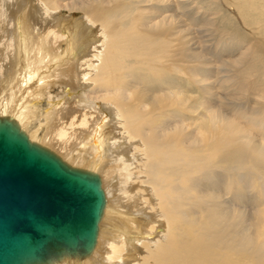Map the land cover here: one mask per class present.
<instances>
[{
  "label": "bare ground",
  "instance_id": "6f19581e",
  "mask_svg": "<svg viewBox=\"0 0 264 264\" xmlns=\"http://www.w3.org/2000/svg\"><path fill=\"white\" fill-rule=\"evenodd\" d=\"M0 1V114L102 179L97 245L63 264H264L262 47L225 69L261 105L228 115L190 0ZM225 2L263 31L264 0Z\"/></svg>",
  "mask_w": 264,
  "mask_h": 264
},
{
  "label": "water",
  "instance_id": "95a60500",
  "mask_svg": "<svg viewBox=\"0 0 264 264\" xmlns=\"http://www.w3.org/2000/svg\"><path fill=\"white\" fill-rule=\"evenodd\" d=\"M106 208L101 176L70 164L0 114V264L81 263Z\"/></svg>",
  "mask_w": 264,
  "mask_h": 264
},
{
  "label": "rangeland",
  "instance_id": "374dc122",
  "mask_svg": "<svg viewBox=\"0 0 264 264\" xmlns=\"http://www.w3.org/2000/svg\"><path fill=\"white\" fill-rule=\"evenodd\" d=\"M32 1L34 0H31V2ZM243 1L246 2V12L247 13L252 12V9L249 5L252 6L254 2H255L254 4L259 3V0L258 2L256 0H243ZM0 4H1V1H0ZM190 4L187 6L186 12H184V16L186 15L185 21L188 27L193 28L194 31L197 30L195 34L197 35V37L195 38L199 37V39H201L202 47L204 48L203 52L205 53V57H206L207 65H208V66L205 65V67L207 68V70L208 68H210L209 67L210 65L214 67L215 72H213L212 70H208V71L211 73V79H215L214 90L218 92V97L219 99H221V105H220L221 109L223 110V112L227 113L228 115H233V114H239V112L243 110V109H240L242 107L250 108L251 106H253L254 110L256 108H259V106L261 105V100H262V99L260 100V98L258 97L259 94L257 93L255 94L253 90H251L250 92L247 91L249 92L248 93L249 97L247 99V92L245 96V92L243 90L237 89L239 87V83L236 84L237 81L232 76L230 77L231 80L229 81H226V78L228 75L232 73V72H227V70L229 69L232 70L237 67L240 69L242 68V62L238 58H239L240 53L244 51L245 49L249 50L250 47L255 48V47L260 46L262 47V49L259 47L261 52L259 51V48H255V53L256 52L258 53L260 52L261 54L264 53V49H263L264 29L263 31H260V33L258 34L257 28L255 26L256 22H254L253 26L251 27H249V24L246 21L245 22L247 23V25L246 23L244 24L243 23L244 20L242 16V8L235 4L231 5L228 2H225V0H190ZM187 11H189L190 13H188ZM76 17L78 18L79 21L82 20V18L79 17V13L76 14ZM210 22H212L213 24ZM91 25L95 27L94 24H91ZM96 30L97 29L95 28V32ZM245 30L246 32L247 31L248 32L246 33ZM252 35L253 37H251ZM261 36H262V40H261ZM257 39L259 42L261 41L263 42L259 43L258 41H256ZM253 48H251L249 52L254 51ZM212 60L214 62H212ZM225 63H227V65ZM225 65H226V68H224ZM218 68H219V73L217 71ZM232 82H234L233 85H232ZM251 92H253L254 94ZM240 93L242 95H240ZM243 124H245L246 126L250 125L246 121ZM257 131L258 133H256ZM260 131L261 130L256 129L255 136L259 134ZM262 134L263 133L260 132V134L257 137L262 139L264 137V135ZM164 227L165 226L162 222H157L155 224L156 229L154 231V236L152 237V240H155L154 242L159 240L160 238L159 233L165 230Z\"/></svg>",
  "mask_w": 264,
  "mask_h": 264
}]
</instances>
